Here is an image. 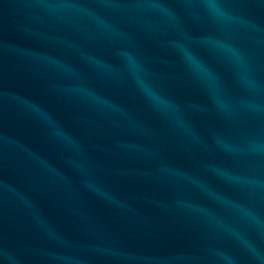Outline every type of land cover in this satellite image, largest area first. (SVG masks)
<instances>
[{
  "label": "water",
  "instance_id": "95a60500",
  "mask_svg": "<svg viewBox=\"0 0 264 264\" xmlns=\"http://www.w3.org/2000/svg\"><path fill=\"white\" fill-rule=\"evenodd\" d=\"M0 264H264V0H0Z\"/></svg>",
  "mask_w": 264,
  "mask_h": 264
}]
</instances>
